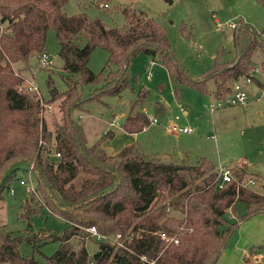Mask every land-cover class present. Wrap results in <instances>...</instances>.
Wrapping results in <instances>:
<instances>
[{
    "label": "trees",
    "instance_id": "obj_1",
    "mask_svg": "<svg viewBox=\"0 0 264 264\" xmlns=\"http://www.w3.org/2000/svg\"><path fill=\"white\" fill-rule=\"evenodd\" d=\"M66 1L0 0V264H217L239 224L264 214V178L256 187L244 184L261 176L238 163L231 166L234 179L218 187L217 165L206 156L196 163L168 160L135 143L111 154L102 141L113 129L87 143L84 124L72 111L85 101L86 84L103 81L111 93L121 92L128 84L129 60L139 52L161 61L177 94L179 86L189 84L226 98L233 83L250 74L257 60L264 71L263 33L247 23L254 30L247 47L232 59H223L221 50L213 66L194 77L176 56L167 26L144 8L121 5L124 23L108 26L100 16L89 17L85 11L67 13ZM95 3L99 5L98 0ZM50 28L66 70V87L59 90L49 74L48 97L42 94L41 102L24 82L32 70L31 58L47 51ZM96 47L107 51L98 72L88 66ZM212 79L215 88L209 89ZM139 94L132 103L141 108L120 122L128 132L143 131L152 123L142 109L150 89L143 86ZM95 98L90 89L87 99ZM52 102L54 123L44 113ZM154 112L156 117L165 114L162 100L155 101ZM20 160L33 163L35 176V192L21 204L20 216L30 219L41 206L47 207L64 220L61 233L6 229L4 192L16 178ZM36 196L41 199L38 207L29 206ZM238 202L245 203L246 211L230 220L229 211H236ZM92 225L108 236L120 234V243L99 240L97 250L90 253L85 242L94 238L86 229ZM73 236L79 244L70 242ZM48 240L59 244L43 259L20 249L26 242L39 251Z\"/></svg>",
    "mask_w": 264,
    "mask_h": 264
},
{
    "label": "rangeland",
    "instance_id": "obj_2",
    "mask_svg": "<svg viewBox=\"0 0 264 264\" xmlns=\"http://www.w3.org/2000/svg\"><path fill=\"white\" fill-rule=\"evenodd\" d=\"M98 1L97 6L96 0H67L63 8L69 14L85 11L89 17L100 16L108 26L124 23L119 8L128 3L104 0L108 1V6L101 7L100 3L104 1ZM146 1V6L140 2L136 4L167 26L176 56L194 77H201L213 66L215 57L221 50H224L223 59H232L240 49H245L254 36V30L248 24L263 33L264 38V0H174L172 3L165 0ZM232 23H237V28L232 27L230 25ZM182 25L184 29H181ZM46 49L49 53V64L46 68L41 67L39 57L33 56L32 70L28 74V78L37 84L44 98L48 97L46 78L49 74L59 90L66 87L63 78L66 70L63 69V60L58 53L57 42L51 28L47 32ZM106 59L107 51L96 47L90 53L88 66L94 72H98ZM255 63L253 77L262 69L259 60ZM127 75L128 84L119 93L108 91V85L103 84V81L83 86L85 101L76 107L72 114L77 120H82L87 143L95 141L107 128L116 126L124 114L141 108L134 105L132 100L140 95L139 90L144 86L150 89V95L143 102L142 108L151 119L156 117L154 112L156 100H162L166 105L165 114L159 115L158 122L151 123V128L142 133L141 142L145 150L146 147L156 149L159 146L163 151H171L179 160L182 157L180 153L182 150L188 163H195L201 156H206L215 166L218 163L230 166L238 163L247 164L251 171L261 176L256 180V185L263 180L264 87H258L252 82L247 86L250 103L227 104L212 111L211 104H216L219 98L211 91L203 92L189 84L179 86L177 94L168 69L159 59L153 60L146 52H139L130 58ZM261 78L264 81V74ZM208 86L209 89L215 87V81L210 80ZM90 89L91 94L96 96L95 99H87ZM55 110L56 105L52 102L46 105L44 112L53 123ZM173 124L192 128L193 131L190 133L183 130L167 131V127ZM115 136L114 143L122 141H118L120 137ZM115 136H106L103 144ZM27 165L28 163L23 160L16 163V178L11 182L13 193L9 192V187L4 192L6 229L13 232L22 231L25 234L40 231L59 234L63 231L65 222L60 216L52 214L47 207L41 206L39 213L32 215L30 219L20 216L21 204L30 193L27 192V184L19 182L20 178L27 177L25 169ZM33 179L35 180L34 174ZM36 198L29 202V206L34 207L41 202L39 196ZM244 211L245 203L238 202L236 218L238 219ZM256 235L264 236V229L256 232ZM98 241L96 238L86 239L85 246L90 253L97 250ZM70 242L74 245L79 244L75 236L71 237ZM58 244L57 240H48L41 244L37 251L33 244L22 242L20 249L23 253H33L36 258L43 259L44 255L51 254ZM249 250L259 251L260 264H264V241L252 243Z\"/></svg>",
    "mask_w": 264,
    "mask_h": 264
},
{
    "label": "crops",
    "instance_id": "obj_3",
    "mask_svg": "<svg viewBox=\"0 0 264 264\" xmlns=\"http://www.w3.org/2000/svg\"><path fill=\"white\" fill-rule=\"evenodd\" d=\"M120 1H124V3H131L135 6H139L138 4H136V2H140L141 4H143V6L147 5L146 0H120ZM104 2L108 3V1H104ZM257 73H258V75H256V78L255 79L253 78V83L256 84L258 87H264V85H262V84H264V81L261 78V75L264 74V71L261 69V71L257 72ZM249 84L250 83H248L246 86H248ZM214 88L215 87H213L211 89H214ZM249 101H250V95H249ZM249 101H248V103H250ZM210 109H211V106H210ZM212 111H214V110H212ZM127 114L128 113L123 115V118L121 119V121L125 118V116ZM115 125L116 126H114V127H109L111 129H115V130H113L114 133L112 134V136L117 135L120 137L118 139V141H120V140H122V141H120L118 144H117V142L114 143L116 136H115V138L113 137V139L107 141L106 144H103V141H102V145L108 150L109 153L115 154L124 145L135 143V144H138L141 147V149L143 151H145L146 153L161 155L162 157H164L165 159H168V160H170V159L176 160L177 159V157L174 156L171 151H169V152H167V150L163 151L162 147H159V146L156 147V149H154V148L148 149L146 147V150H145L143 148V144L141 142L142 133L147 132L151 128V125L149 127H147L146 129H144L143 131H140V132H128V131L124 130L123 128H121L120 122H118ZM109 128H107V129H109ZM84 129H85V126H84ZM167 131H170V130H167ZM187 133H190V132H187ZM85 134H86V132H85ZM169 150H170V148H169ZM180 153L182 155L181 160L186 161L185 156H184L185 152L180 150ZM177 160H179V159H177ZM25 169H26V167H25ZM236 214H237V212L235 210H230L229 214H228L229 219L230 220H236L237 219ZM262 229H264V214H257L255 216H252V217L242 221L239 224L238 229L234 231L231 239L228 242L227 247L225 248V250L221 254L217 264H260L261 253H259V251L258 252L250 251L249 247L252 243H254L256 241H264V236L256 235V232H260Z\"/></svg>",
    "mask_w": 264,
    "mask_h": 264
},
{
    "label": "built area",
    "instance_id": "obj_4",
    "mask_svg": "<svg viewBox=\"0 0 264 264\" xmlns=\"http://www.w3.org/2000/svg\"><path fill=\"white\" fill-rule=\"evenodd\" d=\"M101 6L105 7L108 6L107 2H102L100 3ZM232 27L237 28L238 24L237 23H232L230 24ZM39 62L40 65L46 66L49 64V53L47 51H43L40 56H39ZM256 65V64H255ZM251 68L250 74L247 76L240 78L236 80L233 85H232V91L226 98L219 99L216 104L212 103L211 104V109L215 110L218 107L227 105V104H247L249 101V92L247 90V84L253 82V71L256 70V66ZM24 86L28 88V90H33L36 92V94L39 96L40 101L42 102V94L39 90V87L37 84L31 80V79H26L24 82ZM263 95V94H261ZM158 121L157 117H154L151 119L152 123H156ZM167 130L170 131H178V130H183L184 132H191L193 131L192 128L189 127H178L176 124H173L170 127H167ZM59 152L55 153V156H59ZM33 163L28 164L26 171H27V177L25 178H20L19 182L21 184H27V192H35V180L33 179ZM217 186L218 187H223L227 182L232 181L234 179V170L230 165L223 164V163H218L217 165ZM248 184L251 186L256 185V181L254 179L248 180V182L244 183ZM9 192L12 194L13 193V187H9ZM87 231L90 232V234L98 239V240H108L111 242H117L120 243L119 237L120 234H115L114 236H107L105 234L100 233L94 225L87 227Z\"/></svg>",
    "mask_w": 264,
    "mask_h": 264
}]
</instances>
